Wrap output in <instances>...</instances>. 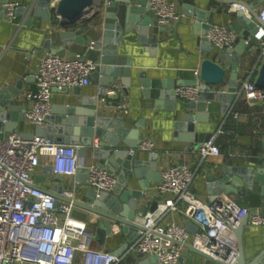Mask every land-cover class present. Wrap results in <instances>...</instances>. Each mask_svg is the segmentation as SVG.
Here are the masks:
<instances>
[{"label": "water", "instance_id": "95a60500", "mask_svg": "<svg viewBox=\"0 0 264 264\" xmlns=\"http://www.w3.org/2000/svg\"><path fill=\"white\" fill-rule=\"evenodd\" d=\"M215 1L222 6L204 10L189 4L181 5L182 13L194 19L193 28H201L200 50L209 55L200 63L198 80L178 83L198 86L196 100L186 102L181 120L175 122V130L178 131L176 140L189 143L196 149L200 144L207 142L211 134L197 132L195 123L206 122L207 115L216 110L220 111V117H227L232 105L240 97L242 80L239 76L241 69L246 65L242 58L251 57L257 46L255 33L259 21L255 10L262 0ZM5 2L7 0H0V6ZM146 2L147 0H31L28 6H19L16 15H25V24L28 26L34 17L40 19L41 25L51 22L54 18L59 29V45L51 48L52 41L46 40V50L52 49L51 53L55 54L73 44L86 46L87 51L91 47L98 54V68L91 74V79L98 80L100 85L105 87L119 80L123 87L128 89L131 84V60L118 54L121 37L131 31L137 33V44L144 46L153 55L155 47L149 45L155 44L153 33L161 34V28L155 27L151 14H148ZM231 5L242 8L230 12L232 22L229 28L238 34V38L231 51H216L203 35L212 25L213 15L220 14L224 7L229 8ZM1 10L4 13L2 7ZM252 62L255 67L259 66L255 85L264 89V61L261 62L257 58ZM19 86L20 83L16 89L8 87L0 91V138L16 128L20 118H15V110H25V104L5 110L8 102L19 94ZM137 87L142 98L153 101L155 109H173L176 98L172 80L150 79L144 72H139ZM73 90L77 98H65L61 104L53 105L43 128L35 126L33 133L21 135L25 139L42 136L56 144L77 146L79 157H84L90 150L96 165L113 174L116 185L110 193H96L95 189L86 185V175L77 178L75 194L78 198L73 200L74 209L71 216L83 222L90 217H96L91 229L101 242L106 236L113 235V228H116L120 235L125 237V242L119 250L121 253L134 241L140 228L133 222L138 201L143 199L150 183L157 184L160 180L157 171L158 153L151 152L146 160L140 159L136 155L137 151L130 154L129 151L134 150L143 140L139 130L144 127V123L139 121L129 127L122 117L106 115L92 97L81 96L79 88ZM9 119L12 122H8ZM94 139H98L96 146L93 144ZM78 172L85 174V170ZM58 178L60 186L55 191V196L62 200L59 193L66 189V183L61 177ZM132 180H136L139 189L130 186ZM204 180L207 193L212 197L210 202L215 201L216 196L221 193H235L242 185H245V190L250 189L253 182L260 184L261 197L264 198V170L253 172L248 168L223 166L206 174ZM156 206L157 202H152L148 211H154ZM247 217L246 213L238 226L232 228L236 240V264H264V246L249 255L244 252L242 230L247 223ZM184 228L192 235L198 230L191 222H185ZM183 247L213 264H224L212 260L189 244L184 243ZM127 261L128 264H158L155 256L139 257L135 254ZM182 261L181 256L178 264Z\"/></svg>", "mask_w": 264, "mask_h": 264}, {"label": "built area", "instance_id": "2783aa9c", "mask_svg": "<svg viewBox=\"0 0 264 264\" xmlns=\"http://www.w3.org/2000/svg\"><path fill=\"white\" fill-rule=\"evenodd\" d=\"M19 6L18 2L10 1L1 5L7 22L16 23ZM146 7L159 27L181 19L175 3L169 0H147ZM239 9L242 8L231 5L228 11ZM256 14L259 21L255 33L257 58L264 61V5ZM16 24L21 25V22ZM203 37L216 51H231L238 34L229 26L211 25ZM97 68L98 63L86 58L45 52L37 59L31 73L35 90L24 93L25 100L30 102L23 111L24 121L43 128L51 112L53 90L61 92L88 86L91 74ZM173 90L175 98L185 102L195 101L198 95L197 85L178 84ZM240 96L247 103H264V89L257 88L255 81L250 79L242 81ZM93 99L106 115L113 113L125 117L129 113L126 90L120 85H98ZM259 139L264 152V134ZM93 144L97 145L96 142ZM153 148L152 140L143 139L129 152H152ZM77 150V146L56 144L42 136L25 139L18 132L0 138V264H74L77 253H80L79 264L121 262V255L85 245L87 225L71 216L77 182L72 189L66 188L59 193L64 200H58L54 192L39 189L32 182L39 160L50 157L54 176L75 177L79 170H85L88 187L96 193L113 192L116 185L113 174L96 164H80ZM196 153L201 160L218 155L214 138L200 144ZM159 178L155 191L171 197L158 203L152 212H136L133 222L140 228L129 253L139 257L155 256L158 264H178L186 243L212 260L236 264L237 249L232 228L238 226L246 213L248 225L264 226L263 214L240 207L225 193L213 202L198 198L190 188L193 172L183 163L162 169ZM178 203H182V209ZM176 213H181L184 222L195 224L197 232L190 234L184 224L172 218L166 223L161 222ZM116 233L117 229L113 228V234Z\"/></svg>", "mask_w": 264, "mask_h": 264}, {"label": "crops", "instance_id": "0c3cea01", "mask_svg": "<svg viewBox=\"0 0 264 264\" xmlns=\"http://www.w3.org/2000/svg\"><path fill=\"white\" fill-rule=\"evenodd\" d=\"M7 1L18 2L20 6H28L31 0ZM169 1L175 3L177 10L181 14V19L161 27L155 24L157 29L161 28V34L152 32L153 36H155V44L150 43L149 45L155 47L153 55L144 46L137 44V33L131 31L121 37L122 43L118 47V54L127 56L131 60V84L128 89L124 88L129 102V113L122 118L129 127H133L139 121L144 123V127L139 130V134L142 139L153 141L154 148L152 152L158 153L157 171L159 173L168 166L185 164L193 172L191 191L201 200L210 202L212 197L207 193L204 180L206 174L212 173L223 166L248 168L253 172L264 170V152L259 139V136L264 134V103H247L240 96L232 105L227 117H220V111L216 110L207 115L206 122L195 123L197 132L210 133L211 137L214 138V143L219 150L216 156L201 160L196 153V148L189 143L176 140L178 131L175 130V122L181 120L185 112L186 102L175 99L172 110H166L165 108L155 109L152 100L142 98L137 87V74L144 72L146 77L150 79L172 80L173 88L179 82L198 80L200 63L209 55L200 50L201 28H193L194 19H190L182 13L181 5L189 4L204 10L220 8L222 5L215 0ZM263 5L264 0H262L255 12L262 8ZM18 22H21V25H17L16 23ZM25 22L26 16L20 14L17 16L15 24L7 22L0 6V91L8 87L16 89L17 84L20 83L19 94L8 102L5 110L22 104L27 107L30 104V102L25 100L24 93L27 90H35V84L31 76L32 70H34L39 57L45 52H52V49L46 50L44 48V43L50 39L52 41L51 48L59 45L57 39L59 29L54 18H52L51 22L43 23L42 25L37 17L32 19L29 26ZM231 22L232 16H230L228 7H224L220 14L213 15L212 25L229 26ZM56 54L86 58L98 63V54L92 48L87 51L86 46L73 44L66 46L63 51L56 52ZM257 57V48L255 47L251 57L242 58L244 64H246L241 69L239 76L242 81L245 79L256 80L259 66L255 67L252 61L257 59ZM98 85H100L98 80L94 81L91 79L90 85L74 88H79L81 96L93 98ZM112 85L123 87L119 80L114 81ZM74 88L61 92L53 90L51 97L52 106L61 104L65 98L75 100L77 97L73 94ZM14 114L15 118L19 117L20 120L17 122L16 128L11 132L20 134H31L34 132V127L24 121L23 111L17 109ZM107 115L114 118L120 117L113 113ZM8 122H12V120L9 119ZM95 142L97 144L98 139H94L93 143ZM150 153L137 151L136 155L140 159L146 160ZM79 158L80 164L84 166L96 164V160L91 156L90 150L87 151L84 157ZM51 162L52 159L50 157H42L39 160V166L32 176V182L39 189L55 193L60 184L59 178L51 172ZM84 176L83 172H78L75 177H62L66 183L65 188L72 189L76 179ZM155 185L156 183L149 184V189L144 192L143 199L138 201L136 212H146L152 202H157V204L164 203L166 199L171 197L167 193L159 194L154 189ZM130 186L133 189H139L136 180H132ZM245 189V185H242L236 189L235 193L227 195L240 207L258 210L264 215V198L261 197L260 184L253 182L250 189ZM74 197L78 198V195L75 194ZM177 206L180 209L183 207L182 203H178ZM94 218L96 217H90V219L85 221L87 225L85 245L96 250L111 251L116 255H121L122 260L119 264H128L127 260L132 257V253L128 252L132 243H129L127 248L119 253L125 242V237L121 236L118 231L116 234L106 236L104 241L101 242L91 229ZM171 218L180 224L185 223L181 213L168 215L161 222L166 223ZM242 243L246 255L259 251L264 246V226L253 227L246 223L242 230ZM181 256L183 261L180 264H213L211 261L190 252L186 248H183ZM79 260L80 253H77L74 264H79Z\"/></svg>", "mask_w": 264, "mask_h": 264}]
</instances>
